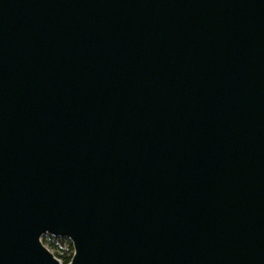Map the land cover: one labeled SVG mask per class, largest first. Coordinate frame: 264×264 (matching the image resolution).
I'll list each match as a JSON object with an SVG mask.
<instances>
[{"label": "water", "instance_id": "95a60500", "mask_svg": "<svg viewBox=\"0 0 264 264\" xmlns=\"http://www.w3.org/2000/svg\"><path fill=\"white\" fill-rule=\"evenodd\" d=\"M264 264V0H0V264Z\"/></svg>", "mask_w": 264, "mask_h": 264}, {"label": "trees", "instance_id": "16d2710c", "mask_svg": "<svg viewBox=\"0 0 264 264\" xmlns=\"http://www.w3.org/2000/svg\"><path fill=\"white\" fill-rule=\"evenodd\" d=\"M43 242L50 249L56 248L57 251H54V254L62 260L64 264L71 262L74 256V246L70 240L48 234L43 236Z\"/></svg>", "mask_w": 264, "mask_h": 264}, {"label": "rangeland", "instance_id": "374dc122", "mask_svg": "<svg viewBox=\"0 0 264 264\" xmlns=\"http://www.w3.org/2000/svg\"><path fill=\"white\" fill-rule=\"evenodd\" d=\"M68 240H69V239H68ZM51 250H52V252H54V251H57V250H56V248H54V249H51Z\"/></svg>", "mask_w": 264, "mask_h": 264}, {"label": "built area", "instance_id": "2783aa9c", "mask_svg": "<svg viewBox=\"0 0 264 264\" xmlns=\"http://www.w3.org/2000/svg\"><path fill=\"white\" fill-rule=\"evenodd\" d=\"M60 260V259H59ZM62 262V260H60ZM63 263V262H62Z\"/></svg>", "mask_w": 264, "mask_h": 264}]
</instances>
